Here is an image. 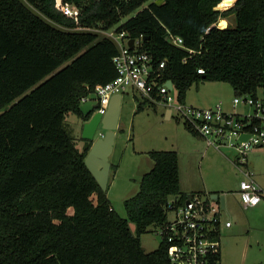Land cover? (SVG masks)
<instances>
[{
	"label": "trees",
	"instance_id": "obj_1",
	"mask_svg": "<svg viewBox=\"0 0 264 264\" xmlns=\"http://www.w3.org/2000/svg\"><path fill=\"white\" fill-rule=\"evenodd\" d=\"M223 1L61 0L78 9L76 24L57 0H0V264H172L162 240L145 252L141 236L166 225L171 198L186 199L177 152H147L153 166L123 202V218L84 164L92 142L78 150L65 120L88 121L93 109L82 111V98L116 76L117 47L85 29L117 26L139 42L131 51L166 60L164 81L180 102L199 82L256 96L264 80V0L215 10ZM228 15L233 26L212 27ZM144 105L155 108L141 100L137 111ZM213 260L220 263V251Z\"/></svg>",
	"mask_w": 264,
	"mask_h": 264
},
{
	"label": "rangeland",
	"instance_id": "obj_2",
	"mask_svg": "<svg viewBox=\"0 0 264 264\" xmlns=\"http://www.w3.org/2000/svg\"><path fill=\"white\" fill-rule=\"evenodd\" d=\"M127 18H123L119 25ZM220 19H225V26L234 25L233 15ZM172 95L176 96L174 90ZM233 97L234 93L226 83L199 82L187 90L183 103L197 108H211L221 103L224 112H239L242 107L233 106ZM94 104L95 97L92 95L80 107L86 112ZM65 123L74 136L77 149L81 151L86 145L81 138L82 121L68 114ZM99 133L103 131L98 129L95 138ZM154 150L177 152L182 192L193 190L224 195L225 209L220 217V264H264V212H258L259 217L255 219L253 209L244 210L239 205L236 191L243 176L234 166L232 151L207 146L192 135L181 120L173 116L167 118L160 105H155V108L144 105L141 111H137L136 99L131 93L122 95L118 127L109 157L110 164H116L118 169L116 172L110 171L106 196L119 216L125 218L123 202L138 192L141 177L152 168L153 162L147 152ZM247 159L253 181L264 190V148L253 149ZM261 206L264 207V202ZM171 217L167 214L168 219ZM227 220L233 224L231 230L222 226ZM129 228L134 234L132 223H129ZM158 231L157 227H150L141 236L145 252L158 247L161 242Z\"/></svg>",
	"mask_w": 264,
	"mask_h": 264
},
{
	"label": "built area",
	"instance_id": "obj_3",
	"mask_svg": "<svg viewBox=\"0 0 264 264\" xmlns=\"http://www.w3.org/2000/svg\"><path fill=\"white\" fill-rule=\"evenodd\" d=\"M57 3L61 13L77 24L78 9L72 5H62L61 0H57ZM221 3L214 9L222 12L233 5L220 7ZM212 26L219 28L218 22ZM113 28L85 29L111 40L118 51L113 58L116 76L94 89L93 96L97 104L94 111L104 114L112 95L122 96L127 93L170 110L171 117L181 120L207 146L216 150L232 151L233 163L243 176L238 184L239 203L243 209L257 206L264 198V190L253 181L247 155L255 148H264V80L263 87L256 96L234 95L232 104L234 107H242L239 112H224L221 103L211 108L186 105L178 101L177 94L173 97V84L170 91L166 86L168 80L164 81L162 74L166 60L155 62L150 54L138 52L136 49L131 51L130 49L138 46L139 42L133 40L130 47V39L126 34L117 33ZM169 40L173 45L182 47L180 37L169 35ZM189 53H192V50ZM197 73L203 74L204 71L198 69ZM88 99L84 97L82 102ZM167 211L172 217L164 227L158 228V234L167 245L169 261L172 264H217L213 256L220 248L222 209L219 203L211 200L209 194L201 196L191 193L187 194L185 201L177 197L171 198ZM222 226L229 228L231 222L227 220Z\"/></svg>",
	"mask_w": 264,
	"mask_h": 264
},
{
	"label": "water",
	"instance_id": "obj_4",
	"mask_svg": "<svg viewBox=\"0 0 264 264\" xmlns=\"http://www.w3.org/2000/svg\"><path fill=\"white\" fill-rule=\"evenodd\" d=\"M234 3L235 0H233L232 4ZM128 45L132 47L133 40L130 39ZM166 86L169 91L172 90V82L170 80L166 82ZM121 100V95H112L104 114L95 112L94 109L97 107V104H94L90 118L88 121L83 122L81 128V138L92 142L84 158V164L103 192L107 190L110 175L111 164L109 157L112 153L115 131L118 127ZM167 113L170 115V110ZM98 129L102 130L103 133H99L98 137L95 138ZM210 199L218 202L222 210L225 209L224 195L211 193ZM217 264L220 263L218 262Z\"/></svg>",
	"mask_w": 264,
	"mask_h": 264
},
{
	"label": "crops",
	"instance_id": "obj_5",
	"mask_svg": "<svg viewBox=\"0 0 264 264\" xmlns=\"http://www.w3.org/2000/svg\"><path fill=\"white\" fill-rule=\"evenodd\" d=\"M135 99H136V103L138 104V102H141V99H139V98H136V97H134ZM139 99V100H138ZM165 110V113H166V117L167 118H170V115L167 113L168 112V110L167 109H164ZM200 139V138H199ZM201 140V139H200ZM111 165H113V166H116V171H117V169H118V166L116 165V164H111ZM235 166V165H234ZM248 166H249V161H248ZM238 170V169H237ZM115 171V172H116ZM239 172V171H238ZM240 173V172H239ZM182 192V191H181ZM201 193V194H211L210 192H207V191H193V190H189L188 192H183V193H186V194H194V193ZM238 192V190L236 191V193ZM264 202V198H262V200L260 201V203L257 205V206H255V207H252V208H248V209H244V210H249V209H253L254 211H253V218H255L256 219V217H259V216H257L258 215V212L259 213H261V211L262 212H264V207H262L261 205H262V203ZM239 203V202H238ZM239 205H240V203H239ZM241 206V205H240ZM242 208V207H241ZM243 209V208H242ZM232 227H233V224L231 223V226L229 227L230 228V230L232 229ZM235 231H237V229H234ZM234 231V232H235ZM141 245H142V243H141Z\"/></svg>",
	"mask_w": 264,
	"mask_h": 264
},
{
	"label": "bare ground",
	"instance_id": "obj_6",
	"mask_svg": "<svg viewBox=\"0 0 264 264\" xmlns=\"http://www.w3.org/2000/svg\"><path fill=\"white\" fill-rule=\"evenodd\" d=\"M233 3V0H224L221 4H220V7H223V6H231ZM220 25V27H219ZM225 26V19H220V24H218V27L221 28V27H224Z\"/></svg>",
	"mask_w": 264,
	"mask_h": 264
}]
</instances>
